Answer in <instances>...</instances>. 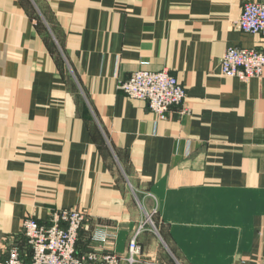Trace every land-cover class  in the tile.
<instances>
[{"label": "crops", "instance_id": "0c3cea01", "mask_svg": "<svg viewBox=\"0 0 264 264\" xmlns=\"http://www.w3.org/2000/svg\"><path fill=\"white\" fill-rule=\"evenodd\" d=\"M248 1L0 0V261L27 216L75 208L79 254L126 256L156 209L135 264H262L264 76L221 72L264 52ZM140 69L186 88L165 119L119 88Z\"/></svg>", "mask_w": 264, "mask_h": 264}, {"label": "built area", "instance_id": "2783aa9c", "mask_svg": "<svg viewBox=\"0 0 264 264\" xmlns=\"http://www.w3.org/2000/svg\"><path fill=\"white\" fill-rule=\"evenodd\" d=\"M235 25L243 32L264 36V0L246 2ZM221 72L226 77L245 81L262 77L264 52L229 46L221 59ZM119 88L129 98L146 101L160 120L167 117L172 107L183 104L187 98L186 88L166 69L137 70L121 82ZM155 212L156 209L146 214V219L129 241L126 256L99 250L79 254V231L86 220L83 210H53L48 224H41L36 218L27 216L22 224L24 245L20 237L21 243L11 245L8 256L0 264H135L141 253L138 235L147 225L154 227L152 218Z\"/></svg>", "mask_w": 264, "mask_h": 264}, {"label": "rangeland", "instance_id": "374dc122", "mask_svg": "<svg viewBox=\"0 0 264 264\" xmlns=\"http://www.w3.org/2000/svg\"><path fill=\"white\" fill-rule=\"evenodd\" d=\"M148 213H151V212H148ZM145 219H146V218H145ZM145 219H144V220H145ZM152 227H153V226H152ZM24 243H25V240H24V238H23V245H24Z\"/></svg>", "mask_w": 264, "mask_h": 264}]
</instances>
